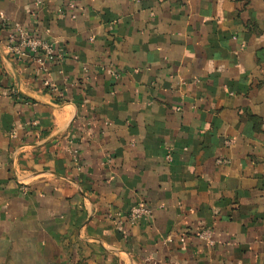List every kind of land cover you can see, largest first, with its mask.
I'll return each mask as SVG.
<instances>
[{
  "label": "crops",
  "instance_id": "0c3cea01",
  "mask_svg": "<svg viewBox=\"0 0 264 264\" xmlns=\"http://www.w3.org/2000/svg\"><path fill=\"white\" fill-rule=\"evenodd\" d=\"M0 264H264V0H0Z\"/></svg>",
  "mask_w": 264,
  "mask_h": 264
},
{
  "label": "built area",
  "instance_id": "2783aa9c",
  "mask_svg": "<svg viewBox=\"0 0 264 264\" xmlns=\"http://www.w3.org/2000/svg\"><path fill=\"white\" fill-rule=\"evenodd\" d=\"M15 35L10 36V50L16 56H22L26 54L34 55L35 57H41L39 59L42 68H45L47 62L54 60V51L51 45L44 40L38 38L34 34L24 32L19 24L14 25ZM171 151H168L167 160L171 161ZM151 212L145 207L144 204L137 205L130 214V220L132 222L150 216ZM201 239H205L209 244H213L210 239V233L202 231L199 234Z\"/></svg>",
  "mask_w": 264,
  "mask_h": 264
}]
</instances>
